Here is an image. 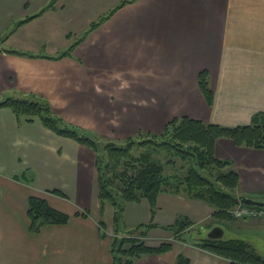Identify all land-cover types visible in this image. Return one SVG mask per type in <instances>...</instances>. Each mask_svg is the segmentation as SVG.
Instances as JSON below:
<instances>
[{
  "label": "crops",
  "instance_id": "obj_1",
  "mask_svg": "<svg viewBox=\"0 0 264 264\" xmlns=\"http://www.w3.org/2000/svg\"><path fill=\"white\" fill-rule=\"evenodd\" d=\"M49 1L0 0V101L42 96L66 121L116 141L160 133L174 117L233 127L264 112V0H133L58 58L50 56L122 0H58L18 24ZM202 70L209 72L211 105L198 85ZM33 119L0 107V264H112L115 211L110 202L101 208L95 151ZM215 153L233 162L238 195L264 200V148L221 137ZM32 195L69 214V222L31 232ZM213 212L183 193H160L154 215L146 198L127 202L123 228L159 225L148 232L150 245L171 239L162 226L180 215L200 229L135 264H178L179 255L188 264H230L196 244L201 230L216 225ZM230 220L237 230L226 236L223 228V237L244 239L262 253L264 216Z\"/></svg>",
  "mask_w": 264,
  "mask_h": 264
},
{
  "label": "trees",
  "instance_id": "obj_2",
  "mask_svg": "<svg viewBox=\"0 0 264 264\" xmlns=\"http://www.w3.org/2000/svg\"><path fill=\"white\" fill-rule=\"evenodd\" d=\"M58 0H50L37 14L19 21L22 24L48 8H54ZM133 0H122L106 14L93 21L67 49L52 58L70 55L74 47L87 35L109 18L118 8ZM13 31L10 29L2 39ZM11 53L35 56L20 51ZM198 85L207 103L214 101L210 87L209 72L202 70L198 75ZM12 108L17 116H26L28 121L37 117L50 130L75 139L92 148L96 153L99 172V200L101 208L107 202L114 207L116 231H124L127 236L113 237L112 264H135L147 254H160L173 248L172 241L150 245L140 236H147L150 228L159 225L140 223L132 228H123V212L127 202H139L146 198L152 215L157 208V198L162 192L186 194L200 199L214 208L213 217L219 220L233 219L232 209L240 202L236 193L239 184L238 172L229 159L219 158L215 153L218 138L227 137L237 145L264 148V112L255 113L249 124L227 127L217 123H207L189 116L174 117L168 121L162 132L138 131L123 141H116L92 134L91 131L66 121L55 113L50 102L39 95L22 98L9 97L0 101V107ZM167 166L172 171L167 172ZM29 230L38 233L45 225L65 224L70 215L51 206L42 197L32 195L28 199ZM193 225L186 216H179L171 225L163 228L174 234V239L185 240L184 233ZM135 234H138L135 235ZM196 244L230 261V264H264V256L248 241L240 238L225 239L206 237L196 240ZM178 264H188L183 255L178 256Z\"/></svg>",
  "mask_w": 264,
  "mask_h": 264
},
{
  "label": "rangeland",
  "instance_id": "obj_3",
  "mask_svg": "<svg viewBox=\"0 0 264 264\" xmlns=\"http://www.w3.org/2000/svg\"><path fill=\"white\" fill-rule=\"evenodd\" d=\"M1 39V38H0ZM170 171H172V167H170V166H167V172H170ZM212 224V223H211ZM209 225L208 226V229H205V234H204V229H203V231L201 230V232L200 233H202L203 232V237L204 238H206V236L209 234V232L211 231V229L213 228L212 226H214V225ZM215 226H220V227H222V228H225L226 229V236H230V234H232V232L233 231H236L237 230V227H238V222H237V220H219V219H217L216 220V222H215ZM214 226V227H215ZM190 229H192L193 231H199L200 229H199V227H196V228H194V226H192V227H190V228H188L187 230H190ZM207 230V231H206ZM135 235H137L138 236V234H135ZM171 239H166L167 241H162V242H168V241H173V240H175L174 239V234L173 233H171ZM189 236V235H188ZM139 237V236H138ZM142 239L144 238L145 240H146V238H148L147 236H140ZM153 241V242H152ZM154 241H155V239L154 238H152L149 242H148V244H151V243H154ZM146 242H147V240H146ZM160 244V243H159ZM158 244V245H159ZM257 250V249H256ZM261 251H262V253H260L259 251V253L260 254H262L263 256H264V248H262V249H260Z\"/></svg>",
  "mask_w": 264,
  "mask_h": 264
},
{
  "label": "built area",
  "instance_id": "obj_4",
  "mask_svg": "<svg viewBox=\"0 0 264 264\" xmlns=\"http://www.w3.org/2000/svg\"><path fill=\"white\" fill-rule=\"evenodd\" d=\"M232 215L234 218L242 219L246 217H261L264 216V207L251 206L239 202L232 209ZM113 236L123 237L127 236L126 232L118 231Z\"/></svg>",
  "mask_w": 264,
  "mask_h": 264
},
{
  "label": "water",
  "instance_id": "obj_5",
  "mask_svg": "<svg viewBox=\"0 0 264 264\" xmlns=\"http://www.w3.org/2000/svg\"><path fill=\"white\" fill-rule=\"evenodd\" d=\"M240 201L247 205L264 207V200L253 199L246 195H241ZM223 234H224L223 228L220 226H215L209 232L208 237L218 238V237L223 236Z\"/></svg>",
  "mask_w": 264,
  "mask_h": 264
}]
</instances>
